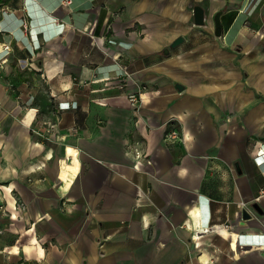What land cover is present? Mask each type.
Instances as JSON below:
<instances>
[{
  "label": "crops",
  "instance_id": "0c3cea01",
  "mask_svg": "<svg viewBox=\"0 0 264 264\" xmlns=\"http://www.w3.org/2000/svg\"><path fill=\"white\" fill-rule=\"evenodd\" d=\"M263 191L264 0H0V264H264Z\"/></svg>",
  "mask_w": 264,
  "mask_h": 264
},
{
  "label": "water",
  "instance_id": "95a60500",
  "mask_svg": "<svg viewBox=\"0 0 264 264\" xmlns=\"http://www.w3.org/2000/svg\"><path fill=\"white\" fill-rule=\"evenodd\" d=\"M193 15H194V22L195 25H203L204 24V10L200 7V6H195L193 9ZM215 22H216V35L220 36L221 35V26L218 22V16L215 18ZM182 42V39H177L176 41H174V43L172 44V47L177 46L178 44H180ZM255 209H257V206H254ZM243 217L244 218H248L249 215L246 213V211H243Z\"/></svg>",
  "mask_w": 264,
  "mask_h": 264
},
{
  "label": "built area",
  "instance_id": "2783aa9c",
  "mask_svg": "<svg viewBox=\"0 0 264 264\" xmlns=\"http://www.w3.org/2000/svg\"><path fill=\"white\" fill-rule=\"evenodd\" d=\"M9 49V47H5V50ZM129 101L131 103L132 106L136 107L140 101V94L137 93H132L129 95ZM166 139L168 140H176L178 139V134L176 130H173L171 132H169L166 136ZM148 164H150V161H147ZM264 193V191H263Z\"/></svg>",
  "mask_w": 264,
  "mask_h": 264
},
{
  "label": "bare ground",
  "instance_id": "6f19581e",
  "mask_svg": "<svg viewBox=\"0 0 264 264\" xmlns=\"http://www.w3.org/2000/svg\"><path fill=\"white\" fill-rule=\"evenodd\" d=\"M70 156H72L73 157V155H75L76 154V156H77V153H75V152H73V151H70Z\"/></svg>",
  "mask_w": 264,
  "mask_h": 264
}]
</instances>
